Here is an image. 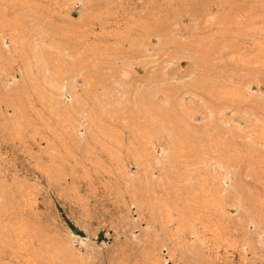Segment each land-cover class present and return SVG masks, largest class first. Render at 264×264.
<instances>
[{
    "label": "rangeland",
    "instance_id": "obj_1",
    "mask_svg": "<svg viewBox=\"0 0 264 264\" xmlns=\"http://www.w3.org/2000/svg\"><path fill=\"white\" fill-rule=\"evenodd\" d=\"M0 264H264V0H0Z\"/></svg>",
    "mask_w": 264,
    "mask_h": 264
}]
</instances>
